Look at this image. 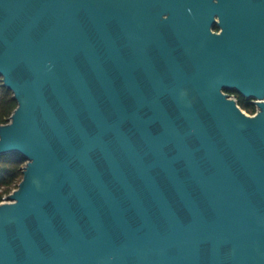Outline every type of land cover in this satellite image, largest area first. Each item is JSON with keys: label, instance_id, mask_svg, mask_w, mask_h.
<instances>
[{"label": "water", "instance_id": "water-1", "mask_svg": "<svg viewBox=\"0 0 264 264\" xmlns=\"http://www.w3.org/2000/svg\"><path fill=\"white\" fill-rule=\"evenodd\" d=\"M0 77V264H264V0H0Z\"/></svg>", "mask_w": 264, "mask_h": 264}, {"label": "trees", "instance_id": "trees-1", "mask_svg": "<svg viewBox=\"0 0 264 264\" xmlns=\"http://www.w3.org/2000/svg\"><path fill=\"white\" fill-rule=\"evenodd\" d=\"M217 29V27L215 28ZM239 105L249 114L256 111V106L245 100H238ZM18 103L13 92L3 86L0 77V124L8 123ZM26 160L19 153L0 155V202L16 189L23 178Z\"/></svg>", "mask_w": 264, "mask_h": 264}, {"label": "flooded vegetation", "instance_id": "flooded-vegetation-1", "mask_svg": "<svg viewBox=\"0 0 264 264\" xmlns=\"http://www.w3.org/2000/svg\"><path fill=\"white\" fill-rule=\"evenodd\" d=\"M229 93L234 96L237 100H245L246 102H251L256 106V111H257V105L255 104V101L253 99H247L245 98L243 95H241L240 93L236 92V91H229ZM255 111V112H256Z\"/></svg>", "mask_w": 264, "mask_h": 264}, {"label": "built area", "instance_id": "built-area-1", "mask_svg": "<svg viewBox=\"0 0 264 264\" xmlns=\"http://www.w3.org/2000/svg\"><path fill=\"white\" fill-rule=\"evenodd\" d=\"M248 113V112H247ZM256 113V112H255ZM255 113H253V114H255ZM7 200V196H5L4 197V199H3V201H6ZM3 201H1V202H3Z\"/></svg>", "mask_w": 264, "mask_h": 264}]
</instances>
